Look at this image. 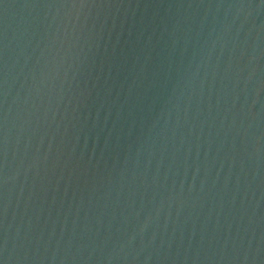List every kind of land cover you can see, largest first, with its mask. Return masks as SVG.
Masks as SVG:
<instances>
[{"label":"water","instance_id":"1","mask_svg":"<svg viewBox=\"0 0 264 264\" xmlns=\"http://www.w3.org/2000/svg\"><path fill=\"white\" fill-rule=\"evenodd\" d=\"M0 264H264V0H0Z\"/></svg>","mask_w":264,"mask_h":264}]
</instances>
